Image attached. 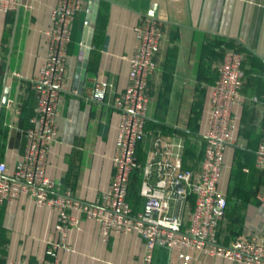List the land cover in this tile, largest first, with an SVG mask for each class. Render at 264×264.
<instances>
[{
  "label": "crops",
  "instance_id": "crops-1",
  "mask_svg": "<svg viewBox=\"0 0 264 264\" xmlns=\"http://www.w3.org/2000/svg\"><path fill=\"white\" fill-rule=\"evenodd\" d=\"M57 0H21L17 10L0 12V100L8 88V105L0 110V161L13 173L25 151V130L36 100L31 80L47 53L45 31ZM68 51V86L58 118V137L51 145L46 174L56 193L70 191L93 201L110 184L120 115L115 97L125 89L129 57L135 51L134 27L145 16L161 22L163 38L156 56L157 71L150 79V110L145 132L137 145L142 169L131 176L128 199L134 211L143 208L144 184L163 190L169 181L158 164H181L198 170L204 157L206 111L216 64L226 50L243 53L245 80L234 107L236 140L225 151L219 189L229 195L220 224L222 242L264 234V171L255 165V151L264 141V106L252 100L264 94V0H100L85 87L78 93L79 69L84 59L83 37L90 0H82ZM155 12L156 15H151ZM219 55V56H218ZM111 84L102 101L84 93L92 80ZM188 146V147H187ZM197 154L185 167V153ZM254 159L255 172L234 184L230 179L236 153ZM153 164L150 174L145 167ZM248 164V163H244ZM248 171L247 165L243 167ZM176 187L177 186L176 183ZM193 206L189 197L188 208ZM57 212L37 206L21 195L0 205V264H30L47 258L49 242L58 238ZM70 251L58 250L60 264H145L144 240L135 232H112L104 238L98 223L81 215L69 229ZM151 264H241L176 245L156 247Z\"/></svg>",
  "mask_w": 264,
  "mask_h": 264
},
{
  "label": "built area",
  "instance_id": "built-area-1",
  "mask_svg": "<svg viewBox=\"0 0 264 264\" xmlns=\"http://www.w3.org/2000/svg\"><path fill=\"white\" fill-rule=\"evenodd\" d=\"M21 0H0V12L17 10ZM82 0H57L51 9L47 30V53L37 75L31 80L35 106L30 126L25 130V151L13 173L0 161V205L25 195L37 206L57 212L58 238L50 241L47 258L30 264H60L59 249L70 251L66 238L69 229L80 223L81 215L98 223L101 235L135 232L145 243V264H151L156 247L176 245L219 256L241 264H264V234H251L222 242L219 229L227 211V197L219 189L225 151L236 140L234 107L242 97L245 80L243 53L228 49L216 64L217 78L211 86L206 111L204 157L198 170H183L181 164H158L166 170L169 181L160 182L163 190L144 184L143 208L134 211L129 199V185L135 170L142 169L137 145L145 132L150 110V79L157 71L156 56L163 31L159 19L145 16L134 27L135 51L129 57L128 84L114 101L120 115L113 155L114 172L106 189L93 201L76 198L70 191L56 193L55 181L46 174L48 153L58 137V118L68 86V51ZM111 84L92 80L84 96L102 101ZM252 100L264 106V94ZM0 100V110H1ZM255 165L264 171V141L255 151ZM153 164L145 167L150 174ZM180 181L182 185L176 187ZM193 206L188 208L189 197ZM6 264H13L12 261Z\"/></svg>",
  "mask_w": 264,
  "mask_h": 264
},
{
  "label": "water",
  "instance_id": "water-1",
  "mask_svg": "<svg viewBox=\"0 0 264 264\" xmlns=\"http://www.w3.org/2000/svg\"><path fill=\"white\" fill-rule=\"evenodd\" d=\"M100 0H90L88 5V14L86 18V26H85V35L83 37V52H84V59L81 61L80 65L81 68L79 69L80 72V79L78 83V93H82L87 77V67H88V56L92 46L93 40V33L94 28L92 24L95 22L98 8H99ZM151 15H156L155 12H151ZM8 105V88H5V91L2 93L1 96V106ZM182 183L180 181L177 182V186H181Z\"/></svg>",
  "mask_w": 264,
  "mask_h": 264
},
{
  "label": "trees",
  "instance_id": "trees-1",
  "mask_svg": "<svg viewBox=\"0 0 264 264\" xmlns=\"http://www.w3.org/2000/svg\"><path fill=\"white\" fill-rule=\"evenodd\" d=\"M145 123H147V120ZM191 151L192 152L184 154V158L188 160V161H185L186 163L185 167H189L190 161L196 158L195 154L197 153L193 147H191ZM244 155H245L244 152L238 151L236 153L234 163L231 166L230 179L232 180L234 184L240 183L245 178H247L248 175H252L256 170L254 166V161H253L254 159H250L249 162H247L246 159H244ZM244 163H248V164H244ZM244 165H247L248 167L247 172L243 170ZM226 197H227V209H228L229 195H227Z\"/></svg>",
  "mask_w": 264,
  "mask_h": 264
},
{
  "label": "rangeland",
  "instance_id": "rangeland-1",
  "mask_svg": "<svg viewBox=\"0 0 264 264\" xmlns=\"http://www.w3.org/2000/svg\"><path fill=\"white\" fill-rule=\"evenodd\" d=\"M218 56H219V55H218ZM221 178H222V176L220 177V180H222ZM219 182H220V181H219Z\"/></svg>",
  "mask_w": 264,
  "mask_h": 264
}]
</instances>
